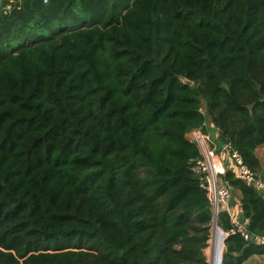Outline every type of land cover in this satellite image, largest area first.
Returning <instances> with one entry per match:
<instances>
[{"label": "trees", "instance_id": "trees-1", "mask_svg": "<svg viewBox=\"0 0 264 264\" xmlns=\"http://www.w3.org/2000/svg\"><path fill=\"white\" fill-rule=\"evenodd\" d=\"M211 125L264 170V0H0V264H207L186 135ZM221 180L263 236L264 198ZM216 223L221 264L264 255Z\"/></svg>", "mask_w": 264, "mask_h": 264}, {"label": "built area", "instance_id": "built-area-1", "mask_svg": "<svg viewBox=\"0 0 264 264\" xmlns=\"http://www.w3.org/2000/svg\"><path fill=\"white\" fill-rule=\"evenodd\" d=\"M186 136L196 144L199 150L200 157L196 160L193 170L196 174H199V178L205 184L207 197L213 212V222L208 240V245L213 243L211 264H221L224 240L228 232L216 223L219 211L228 213L233 224L232 232L239 233L248 243H264V235L251 232L242 217L232 215L229 200L232 197L233 189L221 180V175L225 173L226 166L220 154H224L233 165L235 177L254 187L263 198L264 179L259 172L254 171L244 163L241 155L232 148L229 141H220L217 137L209 132H203L201 129H193Z\"/></svg>", "mask_w": 264, "mask_h": 264}, {"label": "crops", "instance_id": "crops-1", "mask_svg": "<svg viewBox=\"0 0 264 264\" xmlns=\"http://www.w3.org/2000/svg\"><path fill=\"white\" fill-rule=\"evenodd\" d=\"M210 124V123H208ZM209 130L208 132L212 134L213 136L217 137V130L211 126H208ZM256 155L260 160V163L262 166H264V145L259 146L256 149ZM221 158L223 159L226 168L232 167L233 165L230 164L229 159L226 158L224 154H220ZM234 169V168H233ZM262 178L264 179V170H261L259 172ZM239 199H240V193L238 191H233L232 197L229 200V206L232 215L235 217H242V214L240 212L239 208ZM212 254H213V243H210L205 249H204V255L206 257L207 264H211L212 261ZM243 264H264V255H252L250 256Z\"/></svg>", "mask_w": 264, "mask_h": 264}, {"label": "water", "instance_id": "water-1", "mask_svg": "<svg viewBox=\"0 0 264 264\" xmlns=\"http://www.w3.org/2000/svg\"><path fill=\"white\" fill-rule=\"evenodd\" d=\"M185 81V80H184ZM187 82V81H186ZM189 83H191V82H189ZM197 175V177H199V174H196Z\"/></svg>", "mask_w": 264, "mask_h": 264}, {"label": "rangeland", "instance_id": "rangeland-1", "mask_svg": "<svg viewBox=\"0 0 264 264\" xmlns=\"http://www.w3.org/2000/svg\"><path fill=\"white\" fill-rule=\"evenodd\" d=\"M211 206V205H210Z\"/></svg>", "mask_w": 264, "mask_h": 264}]
</instances>
